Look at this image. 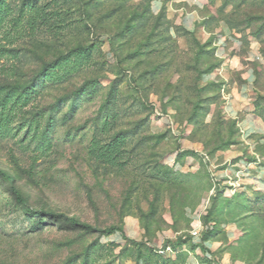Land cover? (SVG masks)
Masks as SVG:
<instances>
[{"label":"rangeland","instance_id":"374dc122","mask_svg":"<svg viewBox=\"0 0 264 264\" xmlns=\"http://www.w3.org/2000/svg\"><path fill=\"white\" fill-rule=\"evenodd\" d=\"M153 2L5 1L0 100L49 71L12 94L20 107L0 122V170L24 200L0 179V264H264V188L234 176L239 161L250 176L264 170V138L246 145L223 108L249 66L264 122V0ZM118 134L120 165L95 160L92 142ZM206 215L204 258L193 248L204 229L190 232Z\"/></svg>","mask_w":264,"mask_h":264},{"label":"crops","instance_id":"0c3cea01","mask_svg":"<svg viewBox=\"0 0 264 264\" xmlns=\"http://www.w3.org/2000/svg\"><path fill=\"white\" fill-rule=\"evenodd\" d=\"M164 0H154L152 5L153 11H160L163 6ZM167 1V0H166ZM176 3H181V1L184 0H169ZM189 5H194L196 8L194 11H196L197 8H199L198 4L195 3L189 4L188 2H185V4H180L178 6V9H182L185 13L188 11L186 8H188ZM190 9V8H189ZM186 15V14H185ZM189 16L186 15L185 22L188 21ZM220 42V41H219ZM219 44V43H218ZM254 50H252V54L249 56L253 59H256L257 57V48L254 47ZM222 58L225 59L224 52L221 51ZM238 60L232 62L233 67H237ZM227 63V62H226ZM225 65V64H224ZM231 66V67H232ZM224 69V67H223ZM240 80L241 83L238 85L237 83H233L229 86V91L224 95V113L225 115L231 119L232 121H236L237 127L240 130L241 134V140L246 144H251V141L253 138H264V122L261 118L254 115L251 110L250 106V98L251 93L254 85V75L253 71L249 66H246L241 74H240ZM264 140V139H263ZM246 165L243 161H239L238 165L236 167L238 168V172L234 175L235 178L239 179V182L246 183L245 185H251L254 187L255 190L261 191L264 188V182L261 180V176L264 175V170L260 169V171L257 172L256 175L250 176V173H242L243 167ZM240 170V171H239ZM240 172V173H239ZM240 188V187H239ZM228 236H231V234H228ZM209 250L213 248V245L211 243L207 244ZM201 256L203 257L201 251L199 250ZM195 255H198L197 252H195ZM186 264H207L204 263L198 258H195L191 256ZM210 264V263H209Z\"/></svg>","mask_w":264,"mask_h":264},{"label":"trees","instance_id":"16d2710c","mask_svg":"<svg viewBox=\"0 0 264 264\" xmlns=\"http://www.w3.org/2000/svg\"><path fill=\"white\" fill-rule=\"evenodd\" d=\"M5 1L6 0H0V22L3 19V13L5 11ZM33 2V4L30 5V8L33 7L34 4L38 0H30ZM56 68V67H55ZM52 67L53 71L55 69ZM51 69V68H50ZM47 67L45 70H43L37 77H35L29 86H21V85H13L8 88V93L0 100V122L7 123V120H9L10 116L13 115L14 110L19 108L20 105L18 103L19 97H16L15 99L12 98V94L14 92L22 93L24 91L30 90L36 83L39 81L45 74H46ZM233 126L237 127L236 121L232 122ZM238 128V127H237ZM125 143V138L122 134H118L113 137V139L108 142L107 144H99L96 141L92 142V145L90 146V154L95 160H98L99 162L109 165V166H118L120 165V156L122 151V146ZM264 167V164H261ZM0 179L7 182L9 184L8 190L10 194L14 197L16 202L18 204L23 205L24 200L20 196L19 192L14 188L12 185V177L10 175H7L5 172L0 170ZM216 195L219 197L221 196L220 190H216ZM263 211H264V205H263ZM32 215H47L43 212H30ZM49 217H53V215H47ZM66 221L74 227H79L86 231H94L90 226L87 225H81L76 220L72 218H66ZM203 228H204V237L200 244L193 245V248H198L203 257L207 258L209 256V248L208 245L210 243L211 238L214 236V224L212 226H207V223H209L207 215L202 218ZM120 232L117 228H108L103 231H101L102 234L110 235L113 233ZM194 239V238H193ZM179 244V240L175 243H171L170 241L166 242V245L163 248L170 247L173 252L177 251V247ZM156 254L160 257L165 255H160L156 252ZM182 264H185V262L182 261Z\"/></svg>","mask_w":264,"mask_h":264},{"label":"built area","instance_id":"2783aa9c","mask_svg":"<svg viewBox=\"0 0 264 264\" xmlns=\"http://www.w3.org/2000/svg\"><path fill=\"white\" fill-rule=\"evenodd\" d=\"M203 229V226L201 225V223H199V225L190 232V236L194 239L197 238ZM169 253H173V250L170 247L160 248L158 250V254L160 255H166Z\"/></svg>","mask_w":264,"mask_h":264}]
</instances>
